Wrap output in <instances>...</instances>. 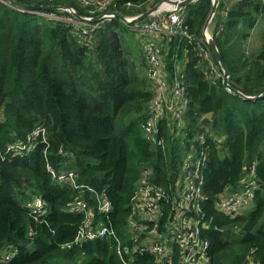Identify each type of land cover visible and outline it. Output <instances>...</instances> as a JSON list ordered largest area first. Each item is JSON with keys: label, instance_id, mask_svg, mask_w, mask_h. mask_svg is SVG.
Masks as SVG:
<instances>
[{"label": "trees", "instance_id": "1", "mask_svg": "<svg viewBox=\"0 0 264 264\" xmlns=\"http://www.w3.org/2000/svg\"><path fill=\"white\" fill-rule=\"evenodd\" d=\"M17 1L61 4L90 14L81 0ZM127 1L142 4L127 7ZM146 1L109 0L106 8L133 15L148 8ZM222 4L219 0L211 20L212 37L228 68V81L246 94H257L264 90V27L255 51L247 50L245 39L257 17H264V0H236L227 9ZM210 7L211 0L182 7L189 31L198 37ZM42 12L70 14L27 10L0 0V148L24 139L36 125L45 126L48 142L46 155L45 144L39 143L25 154L0 159V264H122L116 245L132 243L129 216L142 172L147 170L150 180L171 193L178 165L192 146L206 151L200 200L209 222L203 229L210 241L206 264H264V95L246 99L228 90L212 52L218 75L196 43L177 34L166 42L164 61L186 85V106L179 129L170 132L161 125L164 146H156L140 125L154 93L144 74L143 48L133 58L127 53L131 49L122 47L129 23L102 18L80 34L74 24ZM47 159L55 169H72L79 183L105 194L110 211H98L93 192L52 178ZM250 175L252 207L224 214L216 207L217 197L240 190ZM81 198L93 223L109 221L116 237L72 242L84 216L74 208ZM37 200L42 202L38 213L32 207ZM4 249L11 253L3 255ZM177 255L175 247L173 264ZM132 263L155 264L154 256L135 253Z\"/></svg>", "mask_w": 264, "mask_h": 264}, {"label": "built area", "instance_id": "2", "mask_svg": "<svg viewBox=\"0 0 264 264\" xmlns=\"http://www.w3.org/2000/svg\"><path fill=\"white\" fill-rule=\"evenodd\" d=\"M86 2L88 0H85ZM93 1V0H92ZM131 3V1H127ZM160 5L148 17L130 22L131 29L136 31L142 40L143 51L147 63V76L152 82L153 95L148 101L147 116L140 125L145 136L156 146H164V138L160 133L162 129L170 132L176 131L181 126V115L186 106V85L179 79L176 72L170 73L164 61L166 42L173 36L181 34L189 42L194 41L200 54L208 61L211 70L218 75V65L211 58V49L207 43L210 35L209 28L201 37L194 35L188 29L183 6L162 1ZM106 2L94 3L89 8L90 14L81 15L85 20L76 18L72 7L63 9L70 14H54L42 12L51 18L65 20L80 28V34H87L97 27L102 18H110L106 14L98 20H89L95 12H104ZM96 8V9H95ZM65 15V16H64ZM133 15H124L131 18ZM212 20V19H211ZM212 22V21H211ZM222 23L219 28H222ZM39 143H44L43 154L46 155L48 145L47 134L44 125H36L24 138L12 140L0 148V159L7 155L25 154L33 150ZM206 161L205 148L197 151L192 146L187 151L178 165L179 172L176 175L171 193L155 180H150L148 171L142 172L139 185L132 195V206L129 216V227L132 243L122 246L116 245V253L122 264H133L135 253H152L155 264H173L174 248H177V264H206L207 252L210 241L203 234V229L209 226V222L201 212L200 200L204 197L202 184L204 182L203 166ZM45 167L50 176L59 181H65L76 188H85L94 194L98 211L107 214L111 209L110 199L103 193H99L92 186L79 183L72 169H55L47 159ZM243 187L236 191L222 192L216 199V207L226 215H234L241 211L252 197L253 179L251 175L242 180ZM33 211L41 212L42 202L37 200L32 205ZM75 210H83L84 216L77 227L72 242L83 239H91L100 236H113L115 230L111 223L94 224L93 213L87 207V201L81 198L74 205ZM64 245V244H62Z\"/></svg>", "mask_w": 264, "mask_h": 264}, {"label": "water", "instance_id": "3", "mask_svg": "<svg viewBox=\"0 0 264 264\" xmlns=\"http://www.w3.org/2000/svg\"><path fill=\"white\" fill-rule=\"evenodd\" d=\"M2 1L7 2L11 6H15V7L27 9V10H31L33 8L51 9V10L70 8L69 6L61 5V4L24 3V2L17 1V0H2ZM162 1H166L169 3L175 4L177 6H185V5H187L190 2H193L195 0H159L156 3H154L153 5L149 6L144 11L140 12L139 14H137L131 18H126L124 16V14L119 10H106L104 12H100V13L94 15L89 20L95 21V20H98L100 17L110 13L112 16L118 17L122 21L130 23L134 20L143 19V18L148 17L153 11H155L156 9L159 8ZM218 1L219 0H211V7L209 9V12H208L205 20H204V23L202 26V33H205V31L209 28L208 26H209L211 19L215 13ZM71 12L78 19H82V20L86 19V18L82 17L80 14H78L75 10H71ZM207 43H208V46L211 49V52H212L213 56L215 57V59L217 60L219 66H220V69L222 71V83L224 84V86L228 90H230V91H232V92H234V93H236V94H238V95H240L246 99H256V98L262 97L264 95V90L257 93V94H246V93L242 92L240 89L232 86L228 81V76H229L228 68L224 62V59H223L220 51L218 50V47L216 45V41L212 37V35L207 36Z\"/></svg>", "mask_w": 264, "mask_h": 264}, {"label": "rangeland", "instance_id": "4", "mask_svg": "<svg viewBox=\"0 0 264 264\" xmlns=\"http://www.w3.org/2000/svg\"><path fill=\"white\" fill-rule=\"evenodd\" d=\"M234 1H236V0H222V2H223L222 7L224 9H227L230 6V4ZM81 2H82V5H88L89 6L88 9H89V8L93 7L94 3H97V2H101V3L106 2V5H108L109 0H93V1L88 0L87 2L85 0H81ZM152 2H153V0H148L146 2H143V4H145L147 7H149ZM141 4H142V1H138V2L127 3L126 5H127V7L128 6L139 7ZM139 13L140 12L135 13V14L137 15ZM54 14H56V13H54ZM128 25H129V27L127 26V28L122 32V35H121L122 42H123L122 47L124 49H131L127 53H129V55L134 58V55L136 54L138 49L143 48V44H142V40H141L140 35L136 31H133L131 29L130 23ZM208 27H209V33H210V35H212L213 22H210ZM263 27H264V17L258 16L254 25L249 29V34L245 39V46L249 52L255 51L258 48V46L260 45V32L263 29ZM178 67H180V66H177V68ZM144 74L147 75V69L145 70ZM251 207H252V204L249 202L242 210L247 211ZM6 253H11V250H9V249L2 250L3 255H5Z\"/></svg>", "mask_w": 264, "mask_h": 264}, {"label": "bare ground", "instance_id": "5", "mask_svg": "<svg viewBox=\"0 0 264 264\" xmlns=\"http://www.w3.org/2000/svg\"><path fill=\"white\" fill-rule=\"evenodd\" d=\"M161 5H162V6L165 5V3H162Z\"/></svg>", "mask_w": 264, "mask_h": 264}]
</instances>
